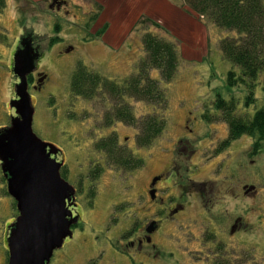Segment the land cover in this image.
<instances>
[{
    "label": "rangeland",
    "instance_id": "1",
    "mask_svg": "<svg viewBox=\"0 0 264 264\" xmlns=\"http://www.w3.org/2000/svg\"><path fill=\"white\" fill-rule=\"evenodd\" d=\"M57 1L56 4L54 0H2L0 6V128L9 124L13 112L8 105L10 100L7 102L12 92L15 93V86L12 89L11 85L14 78L9 69L10 51L21 33H30L42 50L38 71L47 77L43 89L33 93L32 130L41 140L60 149L64 163L61 176L76 190L74 202L78 221L71 228L72 236L53 251L49 264H169V259H174L173 255L164 257L168 261L153 257H146L144 261L129 247L130 228L140 226L144 217L142 204L146 196L135 194L137 188L168 161L169 146L181 133L180 127L187 118L191 120V128L200 127V137L196 134L198 140L193 143L200 148L205 146L200 149L202 158L212 150H221L219 144L229 133V122L224 120L223 112L215 108L216 100H233L232 115L251 119L256 109L264 108L263 81L257 79L252 86L254 99L246 103V83L236 86L227 83L228 72L233 70L239 75L240 70L221 51L222 41L233 40L237 37L235 32L206 24L182 0ZM146 31L170 39L176 44L179 54L177 68L170 81H162L157 69L150 70V76L158 80L167 93L166 126L150 145L139 147L135 142L138 131L135 125L123 122L107 127L100 125L104 112L110 108V98L102 100L103 97H98L91 101L73 95L70 77L75 67L81 64L121 83L136 72L140 60L145 57L142 35ZM109 42L110 45L107 44ZM125 101L136 120L155 114L149 103L128 97ZM111 134L116 138L115 153L130 151L144 161L142 169L135 173L141 176L138 187L134 181L137 176L133 172L109 168V165L113 167L110 157L96 146L101 138ZM223 144L222 151L226 143ZM250 145L251 138L242 136L234 149L227 148L226 152L218 155H225L226 159L212 173L216 180L214 189L219 188L222 192L227 188L228 192L239 194L243 184H253L259 189L260 194L254 198L248 194L244 199L245 211L234 214L242 215V220L249 223L247 239L257 240V243L245 246L246 240L243 239L242 244H237L234 237L227 235L226 230L234 217L231 216L234 199L229 202L230 198L221 197L220 203L224 208L218 212L211 209L206 218H215L221 212L223 222L220 225L225 230L208 239L210 242L196 240L187 247L181 244L180 250L187 254L179 255V264H216L212 259L215 253L235 256V259H230L231 264H264V150L247 156L243 149L247 147L249 150ZM164 148L169 150L164 151ZM237 153L247 156L241 169L235 163L240 155L235 158ZM216 160L208 161L204 172L195 169L193 174L198 171L197 177L207 175ZM97 163L102 165V170ZM179 164L184 170L185 161L181 160ZM95 173L96 178H93ZM2 177L0 169V264H6V227L15 219L17 210L14 200L6 192L5 178ZM94 182L96 184L93 185ZM207 184L203 187L205 196L210 188L209 181ZM206 218L199 219L201 224ZM194 234L198 235L197 229ZM218 237L223 242H218ZM219 264L228 263L220 260Z\"/></svg>",
    "mask_w": 264,
    "mask_h": 264
},
{
    "label": "trees",
    "instance_id": "2",
    "mask_svg": "<svg viewBox=\"0 0 264 264\" xmlns=\"http://www.w3.org/2000/svg\"><path fill=\"white\" fill-rule=\"evenodd\" d=\"M182 2L206 24L211 23L221 29L235 32L237 37L233 40H223L221 43L223 56L240 70L239 75L230 70L227 74V83L229 86L246 83L248 95L245 102L249 103V100L254 99L252 86L258 78L262 79L264 89V1L182 0ZM1 3L2 0L0 6ZM142 46L145 57L140 60L136 72L121 83L107 79L81 64L75 67L70 77V91L73 95L91 101L98 97H103L102 100L110 98V108L104 112L100 125L107 127L115 122L135 125L138 129L135 142L139 147L150 145L166 126L167 93L159 81L150 76V70L157 69L162 81H170L174 77L179 54L176 44L170 39L151 31H146L142 35ZM125 97L151 104L155 114L146 115L140 121L136 120ZM232 104L233 100L226 101L221 98L215 102V108L222 111L224 120L229 122L230 139L245 134L252 139L251 154L264 150V108L256 109L251 119H242L240 116L232 115L231 110L234 107ZM115 141L116 138L111 134L101 138L96 146L107 152L114 167L130 170L141 166L143 161L130 151L119 150L115 153L113 150ZM96 173L93 178H96ZM72 226H76V223Z\"/></svg>",
    "mask_w": 264,
    "mask_h": 264
},
{
    "label": "flooded vegetation",
    "instance_id": "3",
    "mask_svg": "<svg viewBox=\"0 0 264 264\" xmlns=\"http://www.w3.org/2000/svg\"><path fill=\"white\" fill-rule=\"evenodd\" d=\"M54 1H56V4L58 3L57 0ZM56 7L57 6L55 5V8ZM24 47H27L30 51V54L35 58L34 69L26 76L27 91L31 96L32 104L34 106L35 97L33 93L34 91H36L35 93L40 92L43 89L47 81V77L45 73L38 71V63L40 58L42 57V50L40 51L39 44H37L35 37L30 33H21L20 36H18L15 46H13L10 51L9 69L12 71L13 55L15 51H21ZM66 51L69 50L67 49ZM12 77L14 78L11 82L13 89L15 84L19 82V78L16 77L13 72ZM15 98L16 95L14 92H12V95L9 97L7 102ZM10 110H13V108H10ZM10 115H14V110ZM190 122V119H185V124L182 126V128L180 127L181 133L178 134V136L172 141L169 146L170 157L168 158V161L159 169L157 173L152 174L144 185H140L139 187L137 186V182L139 181L138 179L141 176L135 174L136 171L142 169L144 163H142L141 166L133 167L130 170H123L114 166L111 167L110 165L108 166L109 168H116L128 173L133 172L132 174H135V177L137 176L134 181L136 186L138 187V193L136 191L135 194H137L138 196H146V201H144L142 204L144 205L142 209L144 212L143 220L140 226H132L129 231V233L132 234L131 240L129 241V247L133 250L132 253L134 255L142 257L144 261L147 260L146 257H153L156 259L163 258L164 260H166L164 257L169 254L174 256V259H169V261H171L169 262V264H179L181 263L178 258L180 257L179 255L187 254V252L185 253L184 251L180 250V247L182 246L181 244H184V246L187 247L186 245L192 244L193 241L198 240L199 242H201L202 240L204 242H207L209 241L208 239L217 237L221 233V231L225 230V228H222L220 225V223L223 222V217L221 218V212L212 219L210 217L206 218V215H208L207 212L211 211V209H213L214 212H218L224 208L220 203L221 197L230 198L228 200L229 202L232 198L234 199V206L232 208V210H234V213H232L231 215L234 217L232 218V220H230V225L228 227V230H226L227 235L229 237H234V242H237V244H242L241 242H243V239L246 240L245 246L247 244L257 243V240L248 241L247 239L246 231L248 229L249 223L242 220V215L234 214L237 212L243 213V211H245V208L242 204L244 199H246V196L248 194L252 195L251 197L253 198L256 195L260 194L259 189L257 190L253 184H243L241 186L239 194H233L231 191L228 192L229 190L227 188H224L223 192L219 188L214 189V182L216 180L214 179L215 177L213 173L215 172V170H218V166L221 165L222 161L226 159L225 155H223L222 157L218 155L226 152L227 148L230 149L232 147L234 149L236 141L239 140L242 136H245V134L231 140L229 137V133L227 132V135L224 137V139H226L219 144V148L221 150H214V152L212 150V153H210L205 158H202L203 152H201L200 149H204L205 146L203 145L200 148L198 145L193 143L194 140H198L196 139V134L198 135V137H200V127L198 126L194 128L193 126L191 128V126L189 125ZM211 128L213 131L212 126ZM223 143L226 144L225 149L222 151L224 145ZM169 148H164L163 150L167 151L169 150ZM243 150H245L244 153L247 156L257 155L262 151L261 150L258 153L251 154V145L249 150H247V147H245ZM239 154L240 153L235 154V158ZM246 155L240 154L239 157L235 159V163L238 164V167H240V169L244 165L243 159L247 157ZM55 157L58 161L63 160L61 159L60 153H58ZM215 158H217L215 165L213 168H211V170L206 172L207 175L197 177L196 173L198 171L204 172L206 169L204 166L207 164V162H210ZM181 160L185 161L184 170L182 169V164H179V161ZM97 164L101 165L100 163ZM62 167H64V163ZM62 167L60 168V174L63 169ZM200 168H202V170H199ZM181 169L183 170V172ZM195 169H198V171L193 174V171ZM100 170H102V165L100 166ZM208 181L210 182V188L208 191V195L205 196L203 194V187L208 183ZM141 183L142 182H140V184ZM94 184H96V182H94L93 185ZM75 199L76 196H74V200ZM69 208L72 211L73 216H78V214H76L74 206H70ZM212 214L213 213L211 212V215ZM201 217L206 218L203 221L205 224H201V222L199 221ZM195 229H197V236L194 234ZM7 234L8 229L6 227V237ZM241 234H243L244 236H241ZM160 236L164 239L163 241ZM158 238H161V240ZM181 240L183 241V243H181ZM217 241L220 243L223 242L220 237L217 238ZM5 252L7 255V248ZM213 257L214 258L212 259L216 261V264H219L220 260L226 261L228 264H231L230 259H235V256H230V254L227 256V254L221 255L219 253H215Z\"/></svg>",
    "mask_w": 264,
    "mask_h": 264
},
{
    "label": "water",
    "instance_id": "4",
    "mask_svg": "<svg viewBox=\"0 0 264 264\" xmlns=\"http://www.w3.org/2000/svg\"><path fill=\"white\" fill-rule=\"evenodd\" d=\"M34 59L27 47L13 55L12 72L19 82L8 105L14 115L0 128V169L17 210L7 226L6 264H49L78 220L69 208L76 207L75 188L62 178L63 160L55 157L60 149L32 130L34 106L26 76L34 69Z\"/></svg>",
    "mask_w": 264,
    "mask_h": 264
},
{
    "label": "crops",
    "instance_id": "5",
    "mask_svg": "<svg viewBox=\"0 0 264 264\" xmlns=\"http://www.w3.org/2000/svg\"><path fill=\"white\" fill-rule=\"evenodd\" d=\"M108 45H110V42L109 43H107Z\"/></svg>",
    "mask_w": 264,
    "mask_h": 264
}]
</instances>
